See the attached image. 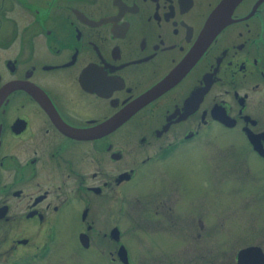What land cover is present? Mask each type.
<instances>
[{
  "label": "flooded vegetation",
  "instance_id": "1",
  "mask_svg": "<svg viewBox=\"0 0 264 264\" xmlns=\"http://www.w3.org/2000/svg\"><path fill=\"white\" fill-rule=\"evenodd\" d=\"M221 1L0 0V264H99L102 238L110 262L137 264L126 239L141 221L148 250L159 235L169 252L173 236L197 233L206 208L188 209L169 166L196 163L175 159L200 146L211 154L215 127L244 138L264 179V0L236 2L204 41ZM170 76L161 93L97 132ZM75 222L77 263L54 243L59 224ZM248 247L264 255L257 242L224 256L264 264L249 252L238 262Z\"/></svg>",
  "mask_w": 264,
  "mask_h": 264
},
{
  "label": "rangeland",
  "instance_id": "2",
  "mask_svg": "<svg viewBox=\"0 0 264 264\" xmlns=\"http://www.w3.org/2000/svg\"><path fill=\"white\" fill-rule=\"evenodd\" d=\"M212 133L220 136L221 140L213 136L212 146L208 149L212 152L211 154L207 151V147L200 146L197 151L202 150V152L182 154L175 159L197 158L196 163L189 160V164L186 165L171 162L169 166V173L173 177H179L183 183L184 188L181 195H185L187 202L190 203H187L188 209L198 205L196 206L197 211L191 210L197 213L198 208L202 209L206 206L202 209L204 210L202 213L201 210L198 212L203 222L202 224L195 223L197 233L193 235L189 230L173 236L171 240L175 239V247L169 248V252L162 254L168 248L163 237L156 235L155 238H149L152 247L148 250L146 237L141 231L143 222L141 221L138 224L140 230L134 226V229H138L137 233L130 234V237L126 239L137 264H212L211 261H215V264H223L236 254L238 248L247 243L264 244V179L260 174L261 165L256 163L259 160L253 154L247 158L248 154L244 150L247 147L242 136L216 127ZM233 136L235 137L227 140ZM232 153L237 157L233 158ZM245 158H247L245 160L247 164L243 162ZM146 185L147 183H142L134 189L140 192L146 188ZM140 198L142 199L143 196L140 195ZM138 205L133 204L132 218L135 220L143 217V213L138 212L140 205L143 204L138 203ZM207 207L211 208L209 218ZM126 220L123 218L122 223L127 227ZM77 225L79 226L77 222L64 226L59 224L57 231L60 233L57 232L54 241L57 248L63 246L62 243H64L63 253H70L75 263L84 256L74 255L73 252L72 238L74 237L72 234ZM160 233L162 232L158 234ZM108 246L107 239L102 238L100 255L95 253L101 260L100 262L97 260V263L121 264L118 260L109 261V254L105 251V247ZM224 251L229 252L230 258L224 256ZM57 259L58 255L54 257V261ZM69 260L63 258L61 263L70 264ZM230 264H232L231 260Z\"/></svg>",
  "mask_w": 264,
  "mask_h": 264
},
{
  "label": "water",
  "instance_id": "3",
  "mask_svg": "<svg viewBox=\"0 0 264 264\" xmlns=\"http://www.w3.org/2000/svg\"><path fill=\"white\" fill-rule=\"evenodd\" d=\"M239 0H222L220 4L217 6V8L213 11L212 15L209 17V21L206 25V28L203 32L202 38L204 41L210 36L217 33L224 25L229 21L230 13L232 11V7L238 2ZM174 76H170L166 78L165 80L160 81L157 85H155L153 88H151L146 93L142 94L130 107L127 109L122 110L118 114L114 115L107 121L101 123L98 125L95 129L97 132H103L107 129H110L111 127H116L123 119L126 117V115H129L130 113L134 112L137 108H139L141 105L146 103L151 97L161 93L169 84L170 81L173 79ZM257 247H248L245 249H242L238 253V262L240 261L241 256H243L246 253H252L254 256H259L260 254L262 256V261L264 262V255L261 253V251ZM256 251V252H255ZM120 255H124L123 251L120 250Z\"/></svg>",
  "mask_w": 264,
  "mask_h": 264
}]
</instances>
